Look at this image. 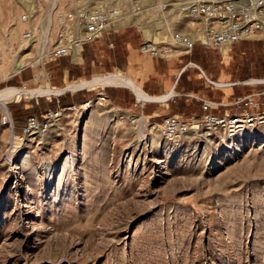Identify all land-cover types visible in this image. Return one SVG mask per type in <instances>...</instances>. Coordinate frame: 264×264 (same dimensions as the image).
<instances>
[{
	"label": "rangeland",
	"instance_id": "rangeland-1",
	"mask_svg": "<svg viewBox=\"0 0 264 264\" xmlns=\"http://www.w3.org/2000/svg\"><path fill=\"white\" fill-rule=\"evenodd\" d=\"M78 1L105 2L123 19L81 64L43 58L54 42L55 13L74 3L0 0V93L42 92L46 83L63 89L121 72L140 87L154 72L155 88L170 87L188 66L196 79L181 86L211 100L263 96L264 36L230 49L177 50L170 59L137 52L143 41L169 47L174 31L191 32L186 13L198 0ZM24 13L31 24L21 21ZM29 28L35 38L26 43L21 35ZM19 63L25 67L16 72ZM250 73L246 84L222 86ZM96 87L108 95L113 86ZM116 88L130 97L100 105L98 89L0 102V117L7 112L12 120L0 126V264H264V124L171 140L162 127L170 108L161 104L159 117L149 118L132 105L135 92ZM194 106H179L181 116L193 115ZM55 111L45 132L22 135L28 116L42 120ZM132 115L140 120L132 124Z\"/></svg>",
	"mask_w": 264,
	"mask_h": 264
},
{
	"label": "built area",
	"instance_id": "built-area-1",
	"mask_svg": "<svg viewBox=\"0 0 264 264\" xmlns=\"http://www.w3.org/2000/svg\"><path fill=\"white\" fill-rule=\"evenodd\" d=\"M74 6L70 10L58 11L53 18L54 42L43 53L45 62H58L69 58L78 62L83 48L101 40L104 35L116 32L119 23L114 18L117 10H109L103 3L88 4L78 0H70ZM120 12V11H119ZM186 18L193 26L191 32L174 31L170 36L169 47L152 42L143 41L139 53L146 54L153 59H170L177 50L191 52L196 46L222 50L230 49L233 45L259 36H264V0H198L191 5L186 13ZM21 21L31 24L28 13L21 16ZM35 30L26 29L21 39L28 43L35 38ZM111 46V45H109ZM100 105L109 100L104 90L97 92L93 98ZM237 113L224 112L217 116L210 114L209 103H202V110L206 112L201 117L184 118L180 115L167 117L162 124L164 132L171 140H179L192 131L199 129L211 131L226 128L236 130L250 127L254 124H264V104L260 102V95L238 98L232 105ZM76 106L67 108L75 109ZM60 112H48L39 120L36 116H29L21 128L23 136H31L45 132L50 126V121ZM137 115L130 116V122L136 123ZM12 120L7 112L0 117V126L10 125Z\"/></svg>",
	"mask_w": 264,
	"mask_h": 264
},
{
	"label": "crops",
	"instance_id": "crops-1",
	"mask_svg": "<svg viewBox=\"0 0 264 264\" xmlns=\"http://www.w3.org/2000/svg\"><path fill=\"white\" fill-rule=\"evenodd\" d=\"M114 33H117V32H114ZM105 36H107V35H104V37ZM104 37L102 39H104ZM107 40H108L107 47L109 49L113 48V45H114L113 43L114 42L110 38H107ZM99 42H100V40L98 42L94 43V44H97ZM141 43L139 44V46L137 48V52H139L138 50H139V47H140ZM94 44H89V45L84 46L81 58L77 62V64L83 63V54L85 53V51L89 47H91ZM247 44H250V42H248V40L240 42L238 44H235L232 47L239 46V45L240 46L241 45H247ZM109 45H111V46H109ZM199 48H203V49H206V50H215V49L205 48V47H202V46H196L191 52H189V53L183 52V53L188 55V54H191L194 50H197ZM63 59H68V58H63ZM63 59H61V60H63ZM151 59H153V58H151ZM61 60H59V61H61ZM153 60H159V59H153ZM160 60H162V59H160ZM190 65H193L195 68H197V67L200 68L199 66H197L195 64H192V63H190ZM67 71L69 72V70H67ZM152 71H154V66L153 65H152ZM191 76L193 77V79H196L195 75L193 76L192 72L189 71V67L188 66H184V67H181V69L178 70L177 74L173 76V80H172V83H171L170 87H167L164 84H163V86H159V84H158V87L155 88L152 85V79L154 77H156V73L151 72L150 75L141 83V87L139 86L141 93H143L142 95H140L141 101H138V94L135 91L131 90V91L136 93V96L130 91L131 95H133L132 105L136 106L137 104H139L140 108H141V114H143V115L145 114L149 118L159 117V114L156 113L155 110H158V107H162L161 104L163 106H165L167 109L170 108V112H172V115H169V116H173V115H180L181 116L182 113H185L186 112L185 109L178 108L181 105L189 107V109H191V110H194V107H195L194 105H196L197 106L196 110L194 111L193 115H190V116L201 117V116L206 114V112H204L202 110V103L206 102V103H209L211 105V109L208 112L210 114L220 116L224 112L230 113V114L237 113L238 110H236L232 106L234 104V102L238 98H245V97L254 95V94H248V95H243V96L239 95V96H233L232 98H223L222 97L219 100H211L209 97H206L204 95H199L197 92H194L193 90H191L189 88L185 89V88H183L181 86V84H182V82L184 80L189 82L191 80L190 79ZM254 76L255 75L251 74V73L249 75L246 74L243 77L239 78V81L228 83V84L226 83V84H224L222 86H228V87L231 88V87H236V86H239V85H243V84H246L245 81H248L251 77L253 78ZM231 79L235 80V75L234 74H232V78ZM80 81H86V80H78V81L70 82V83H78ZM70 83H68V84H70ZM262 83H264V81ZM46 84L48 85V88H51V89H54V90H63L68 85V84H66V86L63 89H57V88L51 87L48 83H46ZM100 85H102V84H100ZM104 85H106V84H104ZM96 86H99V85H96ZM96 86H93V87H90V88L76 89L75 91L81 92V91H84V90H86V91H95V90H98V89H103L104 93H105V88L104 87H96ZM112 86L113 87H111V90L108 92V95L105 93L109 101L111 100V101L117 102L120 98H126L128 96L130 97V94H128L127 92H125L123 90H118L120 88H116V87H123V86H114V85H112ZM125 88H127V87H124L123 89H125ZM87 89H89V90H87ZM74 92H71V93H74ZM259 93L263 94L264 90L260 91ZM143 95L146 96V99H143V97H144ZM263 97H264V94H263V96L260 97V102L262 104H264V98ZM9 102H11V101H9ZM14 102H18V101H14ZM89 102H91V100H89ZM190 116H185V118H189ZM165 117H168V116H165ZM165 117L163 118V120L165 119ZM25 123H26V120H25L23 126L25 125ZM19 130H21V127H20Z\"/></svg>",
	"mask_w": 264,
	"mask_h": 264
},
{
	"label": "bare ground",
	"instance_id": "bare-ground-1",
	"mask_svg": "<svg viewBox=\"0 0 264 264\" xmlns=\"http://www.w3.org/2000/svg\"><path fill=\"white\" fill-rule=\"evenodd\" d=\"M116 14V13H115ZM125 21L128 20L129 17H125ZM130 19V18H129ZM123 21V19H122ZM116 22H119L118 19ZM132 22L135 23L136 19H132ZM174 34V33H173ZM154 45L158 47L157 45H160V43L157 42V40L153 41ZM223 50V49H222ZM25 67L23 63L17 64L16 67V72L17 70H21ZM114 85V86H123L130 88L131 90L135 91L138 94V101H141L140 95L141 93L140 88L137 84L133 82V80L123 74V73H116V74H111L106 77H97L93 78L91 81H80L78 83H70L68 84L63 90H54L51 88L46 89V91L38 92V91H30L28 88L23 87V88H11V89H6L0 93V102H9V101H20L22 98H28L32 97V94H45V95H54L55 93L63 94L65 92H74L76 89H81V88H90L96 85ZM144 96V95H143ZM143 99H146V96L143 97ZM92 101V100H91ZM91 103V102H90ZM87 102V104H84L85 107L90 106ZM140 119L138 118L137 121ZM159 127V126H158Z\"/></svg>",
	"mask_w": 264,
	"mask_h": 264
},
{
	"label": "trees",
	"instance_id": "trees-1",
	"mask_svg": "<svg viewBox=\"0 0 264 264\" xmlns=\"http://www.w3.org/2000/svg\"><path fill=\"white\" fill-rule=\"evenodd\" d=\"M242 46V45H241ZM190 118V117H189Z\"/></svg>",
	"mask_w": 264,
	"mask_h": 264
}]
</instances>
